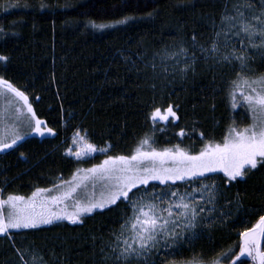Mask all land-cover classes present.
I'll list each match as a JSON object with an SVG mask.
<instances>
[{"label":"trees","instance_id":"trees-1","mask_svg":"<svg viewBox=\"0 0 264 264\" xmlns=\"http://www.w3.org/2000/svg\"><path fill=\"white\" fill-rule=\"evenodd\" d=\"M259 1L250 0L254 8ZM246 2L0 0V55L8 58L0 61V77L24 91L37 118L53 129L41 138L28 134L0 151V194L27 196L70 178L77 168L99 164L105 155H129L145 134L157 149L179 144L199 151L208 140L222 141L229 127L243 128L250 120L247 107L233 108L229 96L242 72L236 60L223 59L226 47L218 33L221 16ZM93 22L106 27H92ZM246 55L250 73L264 74V52ZM169 104L178 120L153 122L152 110ZM77 129L105 153L86 159L66 155ZM226 180L212 173L194 184L176 182L180 191L207 185L211 192L206 189L200 205L205 211L192 234L146 260L118 261L112 251L114 233L128 213L118 201L76 223L0 235V264H185L193 258L209 264L218 256L220 264H234L239 233L264 215V167Z\"/></svg>","mask_w":264,"mask_h":264},{"label":"snow or ice","instance_id":"snow-or-ice-1","mask_svg":"<svg viewBox=\"0 0 264 264\" xmlns=\"http://www.w3.org/2000/svg\"><path fill=\"white\" fill-rule=\"evenodd\" d=\"M252 7L250 0L237 4L234 6V15L222 16L221 19L222 22H227L229 31L236 29L232 35L240 37L241 44L247 38L251 47L264 48V3L260 14L253 13L248 20L242 9L251 10ZM127 19L117 20L115 23L121 24ZM91 26L106 27L94 22ZM257 37L258 45L255 43ZM216 50L214 41L213 52ZM231 58L239 62L241 69L246 67L243 52L236 55L233 49ZM7 59L6 56L0 55V61ZM223 59L231 62L229 55L223 56ZM237 77V80L232 81L233 88L229 93L232 107H237L235 93L240 92V100L247 105L252 123L241 129L229 127L222 143L208 140L202 144L199 151H191L179 144L157 149L150 143L152 138L145 134L131 154L105 155V159L99 164L87 169L77 168L70 180L60 178L59 182L52 183L51 187L35 188L28 197L9 194L4 198L0 194V235L8 236L10 230L34 229L39 225L52 224L59 220L76 223L82 214L117 205L120 201L126 203L130 211L122 218L119 231L114 233L115 247L112 251L116 253L118 261L127 262L132 257L146 259L154 249L159 250L161 242L164 248H168L170 242L181 235L177 228L183 230L195 226L199 212L205 211V208L199 205L196 193L200 192V200H203L201 190L208 189L207 185L201 183L199 189L193 187L191 192L180 193L174 190L177 188V181L194 183L195 177H203L206 173L217 170L223 172L227 178L226 182L236 181L238 177H245L248 170L256 169L258 164L264 167V74L249 79L237 72ZM5 97L9 106L15 105L12 114L15 121L23 120L32 133L40 136L53 133V129L37 118L25 92L0 77V98ZM4 115L6 110L0 112V119ZM150 118L153 122L167 121L169 118L178 120L171 104L164 109L155 107L150 113ZM18 126L5 124L3 131H0V151L13 148L28 135H21L17 131ZM179 134L183 135L184 129H181ZM200 138L204 139L203 133ZM72 140L76 150L73 152L71 147L66 149L69 156L79 158L97 151L105 152V149H97L96 145L90 143L86 135H81L79 129L73 133ZM150 181H158L165 187L157 192L155 186L149 184ZM89 185L91 192L88 191ZM141 186H150L153 191L149 193L147 188ZM97 188L100 189L99 195ZM81 191L84 193L82 197L79 196ZM208 191L211 192V189ZM214 199V194L210 195L208 203ZM69 207L72 208L71 211L68 210ZM239 237V253L232 257L234 264H245L239 259L244 255L264 264V251L261 250L264 215L259 216L252 227L241 231ZM8 238L11 239V236ZM220 260L221 256H218L209 261V264H220ZM185 264L203 262L193 258Z\"/></svg>","mask_w":264,"mask_h":264},{"label":"rangeland","instance_id":"rangeland-1","mask_svg":"<svg viewBox=\"0 0 264 264\" xmlns=\"http://www.w3.org/2000/svg\"><path fill=\"white\" fill-rule=\"evenodd\" d=\"M262 3H264V0H260V1H259V5H260V6L257 7V8L252 7L251 10H249V9H247V8L242 9V10L245 12V18L248 19V20H250V19H251V14H253V13L259 15V14H260V9H261ZM230 15H234V8L230 9V11H228L226 14H223L222 16H223V17H227V16H230ZM222 16H221V18H222ZM251 22H252V23H256L255 21H251ZM226 23H227V22H222V19H221L220 30H219V33H220V34H219V35H220V40H221V42H222L221 44L227 48V49L225 48L224 51H226V55H229V56H230V59H231V60H235L234 58H231V52H232L233 49L235 50L236 55H239L241 52H243L245 59L247 58L246 53H248V52H250V51H251V52H254V53H257V54H258V53L261 54L262 52H264V48H261V47H256V48L251 47L247 38H245L243 44H241V43H240V37L232 35V32L236 31V29L233 28V29H231V31H229L228 27H226ZM255 43H256L257 45L259 44V37L256 38ZM230 45H231V46H230ZM223 56H225V55H223ZM236 61H237V60H236ZM237 63L239 64L238 61H237ZM239 66H240V65H239ZM240 71L242 72L241 75H245V76H247L249 79H253V78L257 77V76H254V74L250 73V71H249L246 67H244L243 69H241V67H240ZM235 96L237 97V106L239 105V103H243V101L240 100V92H236V93H235ZM6 99H7V97H5V98H0V112H5V110H6V115H4L2 119H0V131H3V129H4V127H5V124H8V125L18 124L19 126L17 127V131H18L21 135H25V133H27V132H28V134H32V135L38 136L39 138H41V137H43V136H45V135H49V134H45V135H43V136H40V135H37V134H35V133H32V132H31V129L27 126V124H26L25 122H23V120H22V121H15V120H14V117H13V115H12L13 112H14V109H15V105L9 106V105L6 103ZM21 103H22V102H21ZM243 104H244V103H243ZM231 105H232V102H231ZM244 105L247 107L246 104H244ZM26 115H27V114L25 113V116H26ZM249 118H250V116H249ZM250 123H252V120H251V119L249 120V122H248L244 127H246V126H247L248 124H250ZM244 127H243V128H244ZM240 129H241V128H240ZM72 138H73V134L70 136V139H69V145L64 149V153H65L66 155H68L67 152H66V149H68L69 147H71V149H72L73 152L76 150L75 145L73 144V140H72ZM220 142L222 143V142H223V139H222V141H220ZM96 147H97V146H96ZM97 149H104V148L97 147ZM102 153H105V152L97 151V152L92 153V154H90V155H87V156H84V157H79V158H78V157H73V156H70V157L75 158V159H86V158L93 157V156L96 155V154H102ZM68 156H69V155H68ZM104 159H105V158H103V159L101 160V162H102ZM101 162H100V163H101ZM246 167H247V166H246ZM212 173H221V174H223V172L217 170V171H215V172L206 173L205 175H207V174H212ZM223 175H224V174H223ZM70 178H71V177H70ZM70 178L66 179V181H67V180H70ZM198 178H201V177H199V176H198V177H195L194 180H195V179H198ZM177 182H183V181H177ZM196 182H197V181H196ZM57 183H58V182H57ZM149 183H157V185H155V191H157V192H159L161 189L164 188V187H160V186H158V185H161L158 181H150ZM169 183H171V182H169ZM194 183H195V182H194ZM194 183H191V184H194ZM197 184H198V183H197ZM164 186H165V185H164ZM50 187H51V186H50ZM141 187H142V188H147L149 193H151V192L153 191V188H152V187H148V186H145V187H144V186H141ZM195 188L198 189V187H196V186H195ZM192 189H193V186L191 185V188H189V189H187V190H185V191H180V190H178V189H174V190L179 191L180 193H186V192H191ZM88 191H89V192L92 191L91 185H89V189H88ZM99 191H100V189L97 188V189H96L97 195H99ZM133 191L135 192V189H133ZM201 191L203 192V195H204V199H203V200H200V192H197V193H196V198H197V201L199 202V205H202V203L204 202V200L206 199V197H207V195H208V193H206V189H203V190H201ZM31 193H32V192H31ZM31 193H30L29 195L25 196V197L30 196ZM83 195H84V193H83V191H81V192L79 193V196L82 197ZM137 195H139V193H137ZM206 200H207V199H206ZM69 204H71V202H69ZM68 210L71 211L72 208L69 207ZM95 210H98V209H94L93 212H94ZM129 211H130V209L128 208V213H129ZM91 213H92V212H91ZM128 213H127V215H128ZM87 214H90V213H84V214H82L81 217H83L84 215H87ZM59 221L70 222V221H68V220H59ZM54 222H57V221H54ZM39 226H40V225H39ZM194 227H195V226H194ZM194 227H192V228H185V229H183V230H182L181 228H177V229H176L177 232H180L181 235H180L175 241H171V242H170V246H169L168 248H164V247H163V242H161V246H160L159 250H155V249H154V250L152 251V253H151L147 258L153 256L156 252H159V251H165V250L171 249L172 247L176 246V244L178 243V241H180V239H182V238L186 237L187 235H190V234L193 233ZM115 257H116V254H115ZM147 258H146V259H147ZM245 258H247V259L250 260V264H259V261H254V260L251 259V257H249V256H247V255H245ZM146 259H145V257H140L139 259H137L136 257H132V258L129 259L128 261H129V262H132V261H133V262H135V261H136V262H139L140 260H146ZM120 261L124 262L123 260H120Z\"/></svg>","mask_w":264,"mask_h":264},{"label":"water","instance_id":"water-1","mask_svg":"<svg viewBox=\"0 0 264 264\" xmlns=\"http://www.w3.org/2000/svg\"><path fill=\"white\" fill-rule=\"evenodd\" d=\"M243 257H245V255H244V256H242L241 258H243Z\"/></svg>","mask_w":264,"mask_h":264},{"label":"bare ground","instance_id":"bare-ground-1","mask_svg":"<svg viewBox=\"0 0 264 264\" xmlns=\"http://www.w3.org/2000/svg\"><path fill=\"white\" fill-rule=\"evenodd\" d=\"M239 253V252H238Z\"/></svg>","mask_w":264,"mask_h":264}]
</instances>
